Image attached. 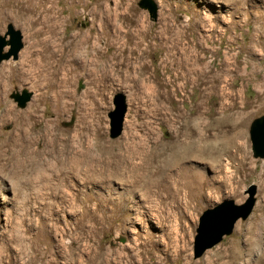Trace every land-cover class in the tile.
<instances>
[{
  "label": "rangeland",
  "instance_id": "rangeland-1",
  "mask_svg": "<svg viewBox=\"0 0 264 264\" xmlns=\"http://www.w3.org/2000/svg\"><path fill=\"white\" fill-rule=\"evenodd\" d=\"M140 1L0 0V35L11 26L23 45L0 64V264H264V159L248 135L264 116V0H151L155 21ZM180 113L201 123L203 150L237 147L225 165L189 159L192 186L175 195L169 148L193 132ZM251 186L248 218L194 259L202 212Z\"/></svg>",
  "mask_w": 264,
  "mask_h": 264
},
{
  "label": "water",
  "instance_id": "water-1",
  "mask_svg": "<svg viewBox=\"0 0 264 264\" xmlns=\"http://www.w3.org/2000/svg\"><path fill=\"white\" fill-rule=\"evenodd\" d=\"M141 10H146L149 17L155 21L157 8L151 0H141L138 3ZM9 38L7 41L6 38ZM9 50L5 52V48ZM22 36L19 31L8 27L4 36L0 35V64L10 59L17 60L18 53L22 49ZM32 94L27 90L20 93L11 94V99L16 105L23 109L31 99ZM114 110L108 114L109 118V137L117 138L122 130L124 115L126 112L125 98L121 94H116L113 99ZM249 140L251 152L254 159H264V116L254 119L249 127ZM254 187H250L248 198L241 205H235L233 201H224L211 209L202 212L198 218L193 241L194 259L216 246L223 237L232 233L238 220H246L254 206Z\"/></svg>",
  "mask_w": 264,
  "mask_h": 264
},
{
  "label": "bare ground",
  "instance_id": "bare-ground-1",
  "mask_svg": "<svg viewBox=\"0 0 264 264\" xmlns=\"http://www.w3.org/2000/svg\"><path fill=\"white\" fill-rule=\"evenodd\" d=\"M132 39V37L130 38ZM74 47L76 49L81 50L84 52V64L87 65V35L85 34H79L73 37ZM71 44L68 48L69 56L68 58H72V60L75 58L74 53L76 51ZM67 52V51H66ZM56 57V69L53 70L52 74L57 77V74L60 70V65L63 63L65 57L62 53L58 54L57 52L54 54ZM66 56V57H67ZM84 66V67H85ZM226 112L229 113L230 109L225 107ZM223 109V110H225ZM16 117H19L18 115ZM178 119H180L183 123V130H186L189 123L193 126V132H183L182 130L179 132H175V140L173 142V145L170 146L169 151L172 152V158L169 159V170H168V176L169 178H173L174 182V189L172 190L173 194H179L182 191H187L191 188L192 183L188 179H193L191 175V169L187 168V161L189 159H200V158H213L218 162V164L223 165L224 161L222 157L227 156L230 158L231 155V148H236L237 145L230 139L227 140H221L222 142H218L217 146L208 147L206 150H203L200 146L207 143L206 138L204 135V128H202L201 123L200 124H193L190 120V117H186L182 115L181 113L179 116H177ZM233 127L232 129H240L241 133L244 128L243 123L237 124V122H232L231 124ZM189 127V126H188ZM177 131V130H176ZM174 132V131H173ZM182 135H184L185 140L181 141L178 138H180ZM215 144V143H214ZM240 150H242V146L239 147ZM225 165V164H224ZM218 166V165H217ZM175 176L176 179L173 177ZM195 182V181H194Z\"/></svg>",
  "mask_w": 264,
  "mask_h": 264
}]
</instances>
